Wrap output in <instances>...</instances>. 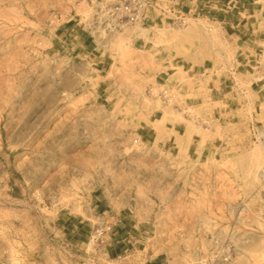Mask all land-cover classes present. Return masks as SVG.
<instances>
[{"label": "rangeland", "instance_id": "rangeland-1", "mask_svg": "<svg viewBox=\"0 0 264 264\" xmlns=\"http://www.w3.org/2000/svg\"><path fill=\"white\" fill-rule=\"evenodd\" d=\"M118 1L0 0V264H264V0L238 29Z\"/></svg>", "mask_w": 264, "mask_h": 264}, {"label": "crops", "instance_id": "crops-1", "mask_svg": "<svg viewBox=\"0 0 264 264\" xmlns=\"http://www.w3.org/2000/svg\"><path fill=\"white\" fill-rule=\"evenodd\" d=\"M174 3V6H177L179 10L185 11L188 15H198L204 16L207 19H213L217 21V23L221 25H226L230 29H238L244 21H240L237 23L236 10L240 7H247L248 5H256V1L253 3L249 0H169ZM224 8H227L225 10ZM246 14L249 13L248 19H251L250 11L246 10ZM250 22H247L245 26H248ZM253 37V36H251ZM84 49H90L92 47V43L89 41H85ZM224 85V84H223ZM143 135L146 137L150 136L149 139L155 140V142L159 139V133L164 132L165 137V146H172L175 150L179 152H184L188 155L198 156L200 158L206 157L211 153L213 145H211L208 141H203V139L198 140L197 135L191 134L189 132L182 133L179 130V126L174 127H166L165 130L159 132L152 126H147L145 128ZM159 132V133H158ZM145 137V136H144ZM119 238L126 237L129 233L124 234V236L119 232ZM123 232V228H121ZM124 241V240H122ZM148 264H161L160 259H154L150 261Z\"/></svg>", "mask_w": 264, "mask_h": 264}, {"label": "built area", "instance_id": "built-area-1", "mask_svg": "<svg viewBox=\"0 0 264 264\" xmlns=\"http://www.w3.org/2000/svg\"><path fill=\"white\" fill-rule=\"evenodd\" d=\"M110 22L117 26H140L144 27L149 22H154V16L158 10L162 11L163 19L165 20V14H171L179 16V20L183 25H186L188 14L179 10L177 6H172L167 11L160 7L159 0H120L109 4L105 9ZM161 17V16H159ZM172 19V18H169ZM254 137L264 144V129L253 128ZM230 261V259H226Z\"/></svg>", "mask_w": 264, "mask_h": 264}, {"label": "bare ground", "instance_id": "bare-ground-1", "mask_svg": "<svg viewBox=\"0 0 264 264\" xmlns=\"http://www.w3.org/2000/svg\"><path fill=\"white\" fill-rule=\"evenodd\" d=\"M195 23H193V26H192V30L193 31H203L204 33H206V34H209V33H211L209 30H207V29H202L201 27H199V25H194ZM212 34V33H211ZM212 36V35H211ZM214 36V35H213ZM212 36V37H213ZM157 130L159 131V132H161V131H163V130H165V125H160V127H157ZM258 163V162H257Z\"/></svg>", "mask_w": 264, "mask_h": 264}]
</instances>
